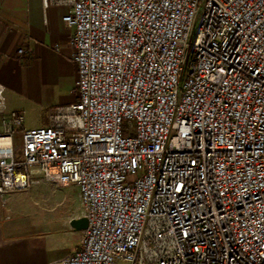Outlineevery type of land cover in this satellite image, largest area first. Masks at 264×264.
Listing matches in <instances>:
<instances>
[{
    "label": "built area",
    "instance_id": "obj_1",
    "mask_svg": "<svg viewBox=\"0 0 264 264\" xmlns=\"http://www.w3.org/2000/svg\"><path fill=\"white\" fill-rule=\"evenodd\" d=\"M42 4L68 8L77 99L2 114L0 197L79 186L87 226L49 264H264V0Z\"/></svg>",
    "mask_w": 264,
    "mask_h": 264
},
{
    "label": "crops",
    "instance_id": "obj_2",
    "mask_svg": "<svg viewBox=\"0 0 264 264\" xmlns=\"http://www.w3.org/2000/svg\"><path fill=\"white\" fill-rule=\"evenodd\" d=\"M67 11L63 5L44 7L42 0H0V129L3 113L20 112L12 106L18 94H27L47 108L55 101L65 105L77 99L63 95L61 88L71 87L70 81L76 86L77 79L68 43L71 28L62 20ZM21 47L29 51L19 52ZM55 88L61 91L53 98ZM34 195L57 197L62 205L59 215L46 207L39 215L31 214L32 208H26L23 200ZM83 216L76 183L58 186L35 177L27 189L4 193L0 197V264H49L73 253L84 228L71 221Z\"/></svg>",
    "mask_w": 264,
    "mask_h": 264
},
{
    "label": "rangeland",
    "instance_id": "obj_3",
    "mask_svg": "<svg viewBox=\"0 0 264 264\" xmlns=\"http://www.w3.org/2000/svg\"><path fill=\"white\" fill-rule=\"evenodd\" d=\"M74 85V87H72ZM70 86L71 87H65L66 89L64 90L62 88V94L67 95V96H75L76 94L74 93L75 90V84L70 81ZM61 88L59 89H54L53 95L56 98V96L60 93ZM60 90V91H59ZM18 98H16L15 101H13L12 106L15 108H18L20 113L23 116V127L24 128H32V127H45L40 126V122L44 120L50 121V114L53 112L54 108L56 106H59L58 102L55 101V105L47 108L44 103L41 101H35L34 99L29 98L27 94H18ZM15 102V103H14ZM60 105H64L61 103ZM21 133L19 131H15L13 138H14V143H15V159H21V156L19 154V146H20V141H21ZM134 178V175H129V180H132ZM23 205L27 208L31 207L32 212L31 214L39 215L41 211H43V208H48L49 211H53L54 209V214L59 215L61 212V203L58 201L57 197H47L45 195H34V196H29L26 197V199L23 200Z\"/></svg>",
    "mask_w": 264,
    "mask_h": 264
},
{
    "label": "water",
    "instance_id": "obj_4",
    "mask_svg": "<svg viewBox=\"0 0 264 264\" xmlns=\"http://www.w3.org/2000/svg\"><path fill=\"white\" fill-rule=\"evenodd\" d=\"M71 223L76 227L85 228L87 226V219L85 216H83L79 219L72 220Z\"/></svg>",
    "mask_w": 264,
    "mask_h": 264
}]
</instances>
